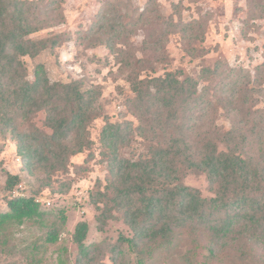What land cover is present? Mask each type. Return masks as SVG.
<instances>
[{
    "label": "trees",
    "instance_id": "1",
    "mask_svg": "<svg viewBox=\"0 0 264 264\" xmlns=\"http://www.w3.org/2000/svg\"><path fill=\"white\" fill-rule=\"evenodd\" d=\"M62 2L0 0V130L16 140L25 170L45 174L46 187L54 186L59 172L69 170L73 156L85 151L91 155L90 126L101 114L97 112L99 86L86 88L80 79L52 81L43 63L36 65L30 77L24 57L36 58L71 37L65 33L32 37L60 21L51 14L59 12L63 17ZM246 4L250 15L264 17V0H246ZM122 7L123 2L117 4V0L106 2L78 37L92 47L104 45L115 55L119 72L134 93L128 107L139 122L133 127L130 122L108 120L100 138L109 174L94 200L98 222L105 225L120 217L132 230V237H118L112 249L113 264H124L131 255L130 264H153L158 255L172 253L173 246L183 242L187 243V264H214L227 255L242 263H260L264 107L257 106V95L264 94L259 78L264 63L256 68V76L221 60L202 67L196 77L181 70L156 74L157 66L138 57L130 43ZM154 10L158 20L152 22L147 9L140 14L127 9L132 25L143 20L145 31H150L148 47L162 55L159 63H168L167 42L175 31H181L189 43V55H204L205 49L196 46L205 39L203 15L168 22L170 29L163 31L157 27L160 9ZM149 49L139 51L147 56ZM41 112L45 119L39 126L35 119ZM131 132L144 142L135 157L122 153ZM190 174L206 176L213 195L204 196L201 189L187 184ZM21 181L20 174L7 172L5 190L12 192ZM71 183L67 182V189ZM37 199L35 195L15 196L8 200L9 209L0 212V251H14L8 244L16 225L40 227L44 242L35 239L22 247L24 257L33 263L40 261L37 252L46 244L60 240L67 219L64 210H46ZM88 232V222H78L73 233L78 264H87L99 247L86 243Z\"/></svg>",
    "mask_w": 264,
    "mask_h": 264
},
{
    "label": "rangeland",
    "instance_id": "2",
    "mask_svg": "<svg viewBox=\"0 0 264 264\" xmlns=\"http://www.w3.org/2000/svg\"><path fill=\"white\" fill-rule=\"evenodd\" d=\"M108 1L114 0H63L60 10L63 17L60 18L56 14L59 12L51 14L60 21L32 35L34 38L53 33L71 35L61 45L53 50L43 51L36 58L24 57L30 77L34 76L36 65L43 63L52 81L69 82L80 79L86 88L99 86L102 94L97 103V112L101 114L94 118L90 126L93 140L91 155L89 151H85L73 156L69 170L66 173L59 172L55 177L58 179L52 187L44 186L45 174L40 171L28 172L24 169L23 160L17 152L16 140L11 133H3L0 130V212L9 209L10 198L35 195L46 210L52 212L64 210L67 216L60 240L54 244H46L37 252L36 258L40 257L38 263L29 262L24 257L22 247L35 239L43 243L45 235L36 224L16 225L10 234L11 244H8V248L14 246L15 249L12 252L0 251V264H78L76 261L78 245L74 242L73 233L78 222L84 220L89 224L86 243L99 244L94 255L85 261L87 264H113L112 249L118 237L120 235L132 237V230L120 217L108 220L105 225L99 223L97 219L99 211L94 204L97 192L99 189L104 190L106 177L109 174V163L104 159L100 141L103 127L108 120L130 122L133 127L139 123L127 104L128 98L134 93L125 75L119 72V63L115 55L104 45L92 47L88 41L82 42L78 38L79 31L90 27L98 11ZM119 2H123L121 13L125 18L123 20L128 24L130 43L138 50V57L143 56L149 61L148 65L152 63L157 66L156 74H162L165 70H181L184 74L196 77L202 67L221 60L229 66L248 69L253 76H256L258 73L256 68L264 63V17L250 15L246 0H117V4ZM154 7L160 9L162 19H159L157 27L162 28L163 31L170 26L168 22H185L203 15L207 19L205 39L203 42H197L196 46L205 49L204 55H189L187 53L189 43L184 39L181 31H175L169 34L167 42L169 61L167 64L159 63L162 55H156L148 47L150 41L146 38V34L150 31H145L143 20L132 25V17H128L127 11L130 9L140 14L147 9L149 18L155 22L154 20L158 19L156 11H153ZM151 20L148 19L147 24H151ZM144 48H150L147 56L139 51ZM259 78H262V86H264V68ZM203 85L204 83H201L200 87ZM257 98V106L264 107V94H258ZM44 119L45 112H41L35 121L40 126ZM132 132L128 137L129 143L122 148V153L135 157L137 151L143 150L144 142ZM7 172L21 175V183L12 192L6 191L4 187ZM70 180L72 183L67 189V182ZM100 182L102 185L99 188L97 186ZM185 182L201 189L204 196L213 195L204 175L190 174ZM48 201L51 204L47 203ZM119 214L117 213L118 216ZM62 247H67L68 250L63 251L60 249ZM186 251L187 243H179L176 247L173 246L172 253L158 255L156 260H153V264H187L184 260ZM258 255L263 259L258 264H264L263 246ZM131 262L132 255L126 258L124 264ZM248 263H242L232 255H227L219 258L214 264Z\"/></svg>",
    "mask_w": 264,
    "mask_h": 264
},
{
    "label": "built area",
    "instance_id": "3",
    "mask_svg": "<svg viewBox=\"0 0 264 264\" xmlns=\"http://www.w3.org/2000/svg\"><path fill=\"white\" fill-rule=\"evenodd\" d=\"M37 201H39V202H40V200H39V199H37ZM47 203L51 204V202H50V201H48Z\"/></svg>",
    "mask_w": 264,
    "mask_h": 264
}]
</instances>
